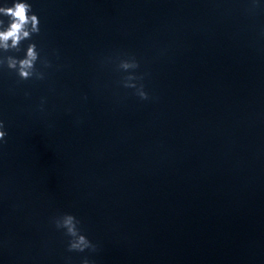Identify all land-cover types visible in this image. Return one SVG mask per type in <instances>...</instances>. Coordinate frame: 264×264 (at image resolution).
Instances as JSON below:
<instances>
[{
  "label": "clouds",
  "instance_id": "clouds-1",
  "mask_svg": "<svg viewBox=\"0 0 264 264\" xmlns=\"http://www.w3.org/2000/svg\"><path fill=\"white\" fill-rule=\"evenodd\" d=\"M254 2V0H253ZM0 16L7 17L8 23L5 26L4 20L0 19V50L3 52L20 51V45L24 40H30L34 34H39V18L32 12V5L26 0H14L12 6H0ZM39 59V52L35 43H30L26 49L24 58L14 56H6L0 58V66L6 65L9 70H14L21 80H28L35 77L36 79H44V73L37 70L36 63ZM45 67H50L48 61L42 62ZM139 67V62L134 56L126 59H120L118 69L124 72L135 70ZM142 76H136L129 72L123 78V86L125 88H133L136 95L142 100H148L149 95L144 91L143 84H137L136 81L142 80ZM5 122L0 120V143H6ZM52 223L56 229L64 230L66 236L70 237L68 241L69 252H85L90 250L95 252L97 246L93 244L86 235L82 234L79 228L80 221L72 214L63 213L52 219ZM81 264H90L87 257L81 260Z\"/></svg>",
  "mask_w": 264,
  "mask_h": 264
}]
</instances>
